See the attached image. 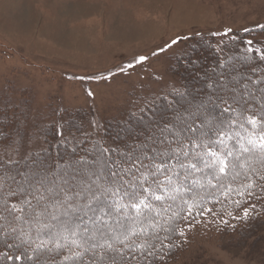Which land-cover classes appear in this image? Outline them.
Returning a JSON list of instances; mask_svg holds the SVG:
<instances>
[{"label":"snow or ice","instance_id":"1","mask_svg":"<svg viewBox=\"0 0 264 264\" xmlns=\"http://www.w3.org/2000/svg\"><path fill=\"white\" fill-rule=\"evenodd\" d=\"M244 44L264 63L253 41ZM146 60L141 56L136 63ZM186 66L198 68L200 62L193 58ZM135 67L127 64V70ZM220 69L212 70L208 79L215 83H206V98L196 103L175 91L183 110L177 100L168 101L173 115L145 122L146 133H138L143 139L126 148L87 149L99 153L85 161L93 171L57 164L52 172L42 160L22 171L9 151L0 154V235L19 241L7 246L27 245L29 264H165L163 249L171 251V234L184 236L177 218L191 228L205 215L207 198L215 205L221 203L217 193L228 199L236 191L257 203L264 199V67L235 74L229 67L225 77L222 60ZM238 181L239 189H233ZM233 203L241 219L257 211L256 204ZM213 212L207 208V214Z\"/></svg>","mask_w":264,"mask_h":264},{"label":"rangeland","instance_id":"2","mask_svg":"<svg viewBox=\"0 0 264 264\" xmlns=\"http://www.w3.org/2000/svg\"><path fill=\"white\" fill-rule=\"evenodd\" d=\"M263 27L264 0H0V105L10 107L13 124L3 153L19 159L44 148L42 124L61 123L64 112H86L89 128L101 132L138 99L175 89L174 58L185 50L208 52L204 39L225 43ZM173 40L180 42L169 47ZM204 53L200 67L183 70L196 71L191 79L203 89L200 100L209 91L199 84L203 70H216ZM141 56L147 60L136 63ZM128 63L135 69L127 70ZM81 158L72 166L93 171ZM46 167L57 171L55 160ZM263 219L246 222L238 235L189 237L167 264H264Z\"/></svg>","mask_w":264,"mask_h":264},{"label":"trees","instance_id":"3","mask_svg":"<svg viewBox=\"0 0 264 264\" xmlns=\"http://www.w3.org/2000/svg\"><path fill=\"white\" fill-rule=\"evenodd\" d=\"M251 40L253 41V46L256 49L260 50V53H264V27L255 29H248L243 33V35L235 38L228 37L225 39V43H219L216 40L204 39L203 44L209 51H203L201 46L198 48V52L193 53L192 49H187L181 53V55L175 57V66L173 67V73L177 86L175 89L166 91L161 95L156 96H144L136 101L133 104V107L124 117L120 119L117 123L113 120H110L101 126V132H92L89 128L90 117L85 114L84 111L72 112L65 114L62 117L61 123H53L49 122L47 124L43 123L41 126V140L43 141L44 148L34 151L39 152V156H33L32 153L24 156L21 155L18 159L20 161L19 168L23 171L26 170L33 160H42L44 166L50 165L54 160L57 164H63L65 166L76 165L79 160V156H81V161L84 165L86 160H94L98 157L99 153L93 150L92 152H87V149L92 148L95 145L96 149L100 147H111V148H126L132 141V138H129L128 135L130 133H134L133 137H139L138 139H143V137L139 136L138 133L145 132L146 133V123L151 122L152 117H157L156 119H160L164 116H172L173 111L169 109L168 101L177 100L178 103L181 100L179 97L175 96V91L184 92L189 100L193 103H196L200 100L197 95H200L197 92V84L196 81H192L191 76L195 75L196 71H183L186 66L189 64L188 62L193 58L198 60L201 52H205L203 57H210V61H213V64L216 67V70L220 69L221 61L224 62V71L225 77L229 76L228 68L233 67L232 74H235L236 69H239L241 72H246L250 67L260 66L264 67V63L259 61L258 55L256 52L247 53L245 51L244 41ZM201 44L202 46H204ZM220 51V55H217V51ZM196 53L198 54L196 56ZM247 55L252 57V60L244 61L243 57ZM202 57V58H203ZM231 58V60H230ZM237 60H240V64L238 65ZM193 68V67H192ZM206 69V66H205ZM204 75H201L199 80V84L203 86L206 83H212L215 81L214 79H208L209 70H203ZM197 74V73H196ZM195 80V78H194ZM196 82V83H197ZM183 101V100H182ZM181 104V103H180ZM182 109L183 110V103ZM0 150L3 153V150L9 146L12 141L8 132L10 131L13 124H9L8 122V109L10 107H6L0 105ZM141 109H145L143 113L144 120L141 121L138 117L141 115ZM135 113V115H133ZM14 123H16L14 121ZM17 125L14 124V126ZM23 132H20L21 134ZM62 133V135H61ZM96 134V135H95ZM100 134V135H99ZM243 135V133H242ZM141 137V138H140ZM70 141V143H69ZM24 142V141H23ZM29 143V142H28ZM25 142L23 143V145ZM73 147H77V151L73 152L71 149ZM60 148V149H59ZM95 153V154H94ZM1 154V153H0ZM92 170L94 168L92 166ZM47 168V167H46ZM240 181L233 183V189H239ZM259 192V189H257ZM219 196L221 203L213 205L212 199L207 198V203L205 207V215L203 217H197L196 223L192 225L191 228L187 226V223L179 220L177 218V222L180 224L181 229L184 231V236H179L178 232L172 233V247L169 252L167 248L163 249L165 253V264L170 263L174 260L177 253L182 252L187 248L186 242L188 245V241H191L189 237L192 238H200V237H209V236H223L227 235L228 232L235 233L238 235L239 231L244 230V225L247 223L257 221L259 218L264 217V199H261L259 203L255 199L251 197H245L241 195H237L236 191H233L228 194V199H225L223 196ZM233 200H239L242 205L248 206L249 204H256L257 211L253 213L249 219H241L242 211L236 207L233 203ZM175 207V206H174ZM214 207V212L212 214H207V208ZM233 213V216H229L227 213ZM181 216L187 215V212H182ZM237 217V218H233ZM228 221V224L223 223L222 221ZM247 222V223H246ZM260 223H264L260 221ZM225 225L227 227H225ZM229 227V228H228ZM164 235V233H161ZM0 238L3 240L4 244L0 249V264H29L28 255H31V249L28 248L27 245L20 244L19 247L12 246L9 247L7 245H15L19 244V241H13L12 239H8L3 235H0ZM189 239V240H188ZM157 245V249H160L159 242H155ZM167 243V242H166ZM23 256L24 259H19L18 257Z\"/></svg>","mask_w":264,"mask_h":264}]
</instances>
